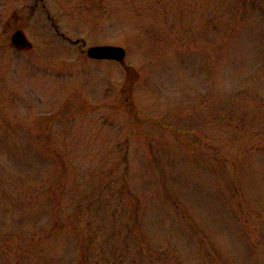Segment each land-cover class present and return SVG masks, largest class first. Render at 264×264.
Here are the masks:
<instances>
[{
  "label": "rangeland",
  "instance_id": "374dc122",
  "mask_svg": "<svg viewBox=\"0 0 264 264\" xmlns=\"http://www.w3.org/2000/svg\"><path fill=\"white\" fill-rule=\"evenodd\" d=\"M112 225L125 264H264V0H0V264Z\"/></svg>",
  "mask_w": 264,
  "mask_h": 264
},
{
  "label": "trees",
  "instance_id": "16d2710c",
  "mask_svg": "<svg viewBox=\"0 0 264 264\" xmlns=\"http://www.w3.org/2000/svg\"><path fill=\"white\" fill-rule=\"evenodd\" d=\"M123 187L127 188L126 185L125 186L123 185ZM99 197H97V198H99ZM94 198H96V197H94ZM94 198L91 199L90 201H86V203H85V205H88L89 208L91 209V210H89V208H88L89 212H91V211L93 212V210H92L93 206L92 205L95 202ZM122 202H123V200L120 202V199H119L117 205H121ZM116 207H120V206H116ZM116 207L115 206L113 207L111 213H115L116 212L114 210ZM83 208H85V206ZM103 210H104V208H103ZM81 213H82L81 205H77V208L75 210L74 215L75 216L76 215L80 216ZM76 218L77 217H74L73 221H75ZM136 222H137V218L134 217V219L132 220L133 227H132V224L130 226L120 225V227H118V229H124L125 230L124 234L126 236H128V234H130L132 232L131 236L132 237H137L138 236L139 239H140V242H141L143 238L141 236H139L138 231H136V227H137V223ZM52 225L53 226L54 225H58V222L55 221V222H53ZM68 225H69V223H68ZM26 234H28V233H24L23 232L22 234H20V237L22 238V235L25 236V238L27 239L26 240V245L28 246V249H29L32 246H34L35 242L32 241V236H29V235H26ZM107 234H108V237H107V239L104 238V240L103 239H99L98 237L92 235L91 233L89 234V236L86 235L85 238H84V242H83V244L81 246V251L82 252L80 253L79 260L76 261L75 263L73 262V264H84L86 259H88L89 256H92V260H93L89 264H108V263L109 264H125V261H124L123 258H125V259L127 258L126 254H128V250L126 249L125 244L118 237L117 227L115 225H112V228L110 229V231ZM17 236L13 235L12 238L14 239V237L16 238ZM6 238L9 239V236H6ZM108 240L111 241V245L108 244L109 243ZM119 240L121 242H119ZM9 244L10 243H8L5 246V248L3 247V249L7 248L9 250L12 247L14 253H16L17 255L22 253V252H25L24 250L21 251V246L18 243H16V245H15V243H13V244L11 243L10 245ZM140 247H142V244H141ZM31 249L33 250V247ZM95 249H96L97 252H95ZM101 251H102V253H101ZM34 252H35V250H34ZM93 252H94V254H93ZM30 253H31V250H30ZM138 254H139L138 256H140V252ZM142 255H143V253H142ZM116 258H119V260H116ZM138 260H139V263H138ZM138 260L135 261V259H134L133 262H131V264H145L144 260H143V262L140 261V258ZM88 261L89 260H87V263H88Z\"/></svg>",
  "mask_w": 264,
  "mask_h": 264
},
{
  "label": "water",
  "instance_id": "95a60500",
  "mask_svg": "<svg viewBox=\"0 0 264 264\" xmlns=\"http://www.w3.org/2000/svg\"><path fill=\"white\" fill-rule=\"evenodd\" d=\"M10 44L17 49H30L31 43L27 40L23 30L16 29L10 35ZM86 56L91 59H110L123 63L125 49L118 45H92L86 48Z\"/></svg>",
  "mask_w": 264,
  "mask_h": 264
}]
</instances>
